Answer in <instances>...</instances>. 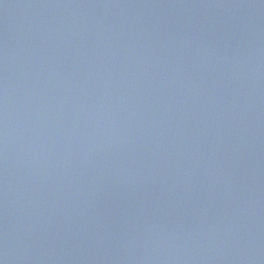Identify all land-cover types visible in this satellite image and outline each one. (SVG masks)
<instances>
[{
	"label": "water",
	"instance_id": "1",
	"mask_svg": "<svg viewBox=\"0 0 264 264\" xmlns=\"http://www.w3.org/2000/svg\"><path fill=\"white\" fill-rule=\"evenodd\" d=\"M0 264H224L106 0H0Z\"/></svg>",
	"mask_w": 264,
	"mask_h": 264
}]
</instances>
